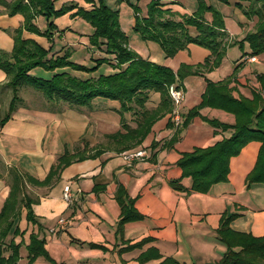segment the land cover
Instances as JSON below:
<instances>
[{
  "label": "crops",
  "instance_id": "1",
  "mask_svg": "<svg viewBox=\"0 0 264 264\" xmlns=\"http://www.w3.org/2000/svg\"><path fill=\"white\" fill-rule=\"evenodd\" d=\"M149 1L122 0L117 3V0H106L108 5L119 9L120 24L129 37V46L143 58L174 71L182 63L196 65L203 62L210 51L202 46L191 43L173 57H167L157 42L143 40L133 31L135 19L130 3H137L141 14H145ZM71 2L84 9L92 8V3L85 0H54V7L59 9ZM162 2L164 8L171 9L176 18L192 14L197 7V0ZM206 2L222 12L229 33L228 41H239L253 26V20L247 19L235 7L236 0ZM76 9L53 18L57 30L52 31L50 39L28 31H24L23 36L50 49V55H61L69 49L72 51L71 60L76 56L75 62L92 64L93 57L104 54L88 43L87 35L89 37L93 33V27L81 17L72 15ZM205 18L208 22L213 19L210 12L205 13ZM35 22L41 31L47 29L43 16H38ZM22 23L21 14L9 15L0 5V49L6 52L12 50V32ZM190 33L195 35V29L190 28ZM249 52L247 43H244L243 50L238 45L229 47L220 66L205 73V77L215 82L231 77L229 86L233 89V95L251 97L252 91L259 87L257 73L264 71V53L256 55L254 62L244 61V56L250 55L243 53ZM205 77L190 75L179 83L184 93V100L178 108L181 123L176 125L172 115L156 121L142 144L135 147L147 148L148 156L127 161L122 152L107 148L97 157L71 162L51 185L27 184V192L38 199L32 204L37 222H28L25 212L22 213L18 224L25 231L15 240H22L24 244L20 248L17 264H28L26 244L30 233H38L44 238L50 257L61 264H138L137 257L150 247H155L161 258L148 264L166 257L183 264H214L227 249L217 232L223 214H235L230 221L232 230L263 236L264 184L246 186V177L256 163L260 142L250 141L240 154L231 157L228 180L212 185L207 192L192 191L191 178L181 177L182 170L177 161L183 152L210 146L229 137L232 132L231 129L214 127L200 116L182 125L184 115L201 101L206 87ZM7 82L6 74L0 69V118L7 113L12 97ZM152 99L158 102V94H153ZM96 102L107 105L94 107L90 115L111 114L108 116L114 118L115 129L106 134L118 131L121 127L120 115L113 109L118 108L119 103L102 99ZM57 106L44 98L41 105L27 103L22 98V103L0 126V211L10 193L13 171L43 180L66 149L70 152L86 149H71L68 123L63 121L61 109ZM199 112L223 123L232 124L235 120L232 113L218 108L205 107ZM129 123L135 125L134 122ZM174 137L175 142L167 145ZM152 143L156 146L153 147ZM93 149H87V152L91 153ZM67 184L71 190L70 201L63 198ZM120 186L135 199V208L142 215L139 220L126 222L121 233L117 230L121 208L115 198ZM145 238L149 240L141 246L120 252L122 247ZM92 243L104 247L92 246ZM31 264L53 262L39 256Z\"/></svg>",
  "mask_w": 264,
  "mask_h": 264
},
{
  "label": "trees",
  "instance_id": "2",
  "mask_svg": "<svg viewBox=\"0 0 264 264\" xmlns=\"http://www.w3.org/2000/svg\"><path fill=\"white\" fill-rule=\"evenodd\" d=\"M92 3V8L84 9L76 3L64 4L55 9L54 0H0V5L9 15L21 14L23 23L12 32L14 45L10 52L0 49V69L8 78L7 85L12 90V97L7 113L0 118V126L7 121L22 103L20 90L32 88L42 94L50 103H63L69 108L88 107L93 110L96 100H110L119 103L114 108L120 115V129L106 134L105 146H98L93 152L86 149L70 152L65 150L52 165L43 180L27 173L13 171L10 193L0 211V264H17L20 259V248L23 241L17 242L15 237L23 235L18 224L25 212L28 222L36 223L32 198L27 192V184L35 186L51 185L60 177L67 165L74 161L94 158L105 149L122 152L142 144L150 133L153 124L169 115L173 116L175 104L170 94V86L180 89V82L190 75H202L220 66L229 47L238 45L244 49V43L250 48L248 54L256 56L264 53V0H236L235 7L249 20L253 26L237 41H228L224 17L220 10L206 0H197V7L192 14L180 15L176 18L169 8H164L162 0H150L145 14H141L137 3H130L134 12L133 31L143 40L157 42L167 57H173L180 50L193 43L210 51L203 62L196 65L182 63L174 71L168 66L151 62L129 46V37L122 29L119 9L111 7L106 0H85ZM122 0H117V3ZM79 16L93 27L88 37L90 46L96 48L104 56L93 57L92 64L86 66L70 59L71 50L66 49L61 55H50V49L44 48L36 40L23 36L24 31L37 35L52 36L57 30L53 18L70 12ZM212 14L208 22L205 13ZM43 16L47 29L41 31L35 19ZM194 28L196 34L190 33ZM235 68L237 71V68ZM234 71V72H236ZM43 73H49L44 75ZM206 80V87L201 101L190 108L184 115L182 125H187L192 118L200 116L202 120L214 127L231 129V135L206 147H195L183 152L177 161L181 168V177H190L191 190L207 192L212 185L228 180L231 157L240 154L250 141L260 142L256 163L246 177V186L253 183L264 184V71L257 73L259 87L252 91V96L235 97L229 86L231 77L221 81ZM158 94V102L152 99ZM213 107L225 110L234 115L232 124L210 119L200 114V109ZM131 114L127 120L125 113ZM130 122H134V126ZM172 138L167 145H172ZM155 147L156 144L152 143ZM178 189L181 186L174 185ZM115 198L121 213L117 230L122 232L124 224L139 220L142 215L135 208V199L131 198L120 186ZM235 214H223L217 229L220 240L226 244L222 258L214 264H264V235L260 237L249 233L234 231L230 221ZM149 240L145 238L134 244H128L120 252L141 246ZM45 239L38 233H30L26 244L28 264L42 256L56 263L45 247ZM92 246L104 247L99 244ZM161 258L155 247L143 251L138 257V264ZM154 264H183L172 257H166Z\"/></svg>",
  "mask_w": 264,
  "mask_h": 264
},
{
  "label": "rangeland",
  "instance_id": "3",
  "mask_svg": "<svg viewBox=\"0 0 264 264\" xmlns=\"http://www.w3.org/2000/svg\"><path fill=\"white\" fill-rule=\"evenodd\" d=\"M87 40H88V35H87ZM82 55H84V52H82ZM72 60L76 61V56H74ZM86 66H88V62ZM20 96L23 98V100L27 101V103L34 102L35 104H39V105L43 103V98H44L41 97L42 94L40 92L28 87L27 88L25 87L21 90ZM104 101L108 102L109 100H104ZM57 105H58L57 107L61 109L60 116L62 117L63 121L68 123V129L71 140V145H70L71 149L78 147L79 149L86 148V150L88 149L89 151H91L93 148L98 147L100 144H102L101 146H105L103 143H106L107 141V137L105 136L106 133L113 131L115 129L114 118H109L108 116L111 114H108L107 116L104 114L95 115L93 117L90 115V110L88 107L84 106L81 108H69L66 104L63 103H59ZM100 105H107V104L95 102L93 108L98 107ZM125 117L127 118V120H131V114L129 112L125 113Z\"/></svg>",
  "mask_w": 264,
  "mask_h": 264
},
{
  "label": "built area",
  "instance_id": "4",
  "mask_svg": "<svg viewBox=\"0 0 264 264\" xmlns=\"http://www.w3.org/2000/svg\"><path fill=\"white\" fill-rule=\"evenodd\" d=\"M244 61H250L254 62L257 60L256 56H244ZM170 94L173 98L174 104H175V109L173 112V121L176 125H179L181 123V115L179 113V106L184 100V93L181 89L175 88L173 85L170 86ZM121 155L127 160V161H133L135 159H141L149 155L148 149L145 147H138L134 149H130L127 151H124L121 153ZM63 198L66 201L71 200V190L70 186L67 184L64 187L63 190ZM61 222H63V219H60Z\"/></svg>",
  "mask_w": 264,
  "mask_h": 264
}]
</instances>
